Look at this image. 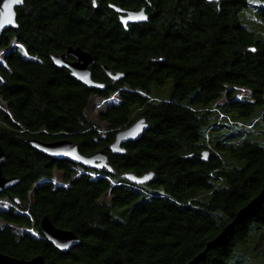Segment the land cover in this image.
<instances>
[{
  "label": "trees",
  "instance_id": "obj_1",
  "mask_svg": "<svg viewBox=\"0 0 264 264\" xmlns=\"http://www.w3.org/2000/svg\"><path fill=\"white\" fill-rule=\"evenodd\" d=\"M110 5L145 7L149 20L126 29ZM17 25L0 36L2 172L19 179L0 194L1 253L48 264H188L260 194L264 0H25ZM69 48L93 56L105 90L54 65ZM171 81L170 98L153 96ZM95 98L104 107L93 119ZM140 118L142 138L113 154L116 134ZM30 140L105 151L109 168L53 159ZM128 173L153 179L135 184ZM45 217L80 244L59 252L41 232ZM201 264H264V209Z\"/></svg>",
  "mask_w": 264,
  "mask_h": 264
},
{
  "label": "water",
  "instance_id": "obj_2",
  "mask_svg": "<svg viewBox=\"0 0 264 264\" xmlns=\"http://www.w3.org/2000/svg\"><path fill=\"white\" fill-rule=\"evenodd\" d=\"M209 2L220 0H207ZM25 0H4L0 8V36L10 29L17 28V9L22 7ZM110 8L119 14L121 24L127 29L129 25L146 23L149 15L145 7L139 9H124L114 5ZM52 61L57 68L67 69L71 76L82 85L94 90H105L106 85L97 82L93 78L92 67L94 64L93 56L81 48H69L64 55L52 56ZM109 76L113 80L124 78L123 74H112L106 68ZM148 128L145 118H140L129 127L120 130L110 144L109 150L113 154H125V145L130 142L140 140ZM29 144L38 152L56 160H68L73 164L81 165L87 169L103 170L109 168L108 155L105 151L96 152L90 156L83 155L78 146L70 140L55 142H42L30 140ZM7 159V155L0 143V194L14 188L18 183V178H6L3 175L2 167ZM204 160H208V154L204 153ZM125 178L135 184H145L153 179V173L141 177L128 173ZM264 209V187L260 194L252 199L245 207L239 210L235 218L225 226L223 231L213 240L207 243L203 252L193 258L188 264L203 263L209 252L219 247H227L235 236L239 226L254 218ZM43 236L59 252L69 253L80 244V238L72 231L57 228L49 218L45 217L40 223ZM0 264H48L43 256H37L30 260L19 259L0 252Z\"/></svg>",
  "mask_w": 264,
  "mask_h": 264
},
{
  "label": "rangeland",
  "instance_id": "obj_3",
  "mask_svg": "<svg viewBox=\"0 0 264 264\" xmlns=\"http://www.w3.org/2000/svg\"><path fill=\"white\" fill-rule=\"evenodd\" d=\"M172 89H173V85H172V81H171L164 87H161V88L160 87H155L153 89V96L163 97V98H170L171 94H172ZM103 101H104V99H98V98L93 99V103H95V106H91L89 111H88V114L93 119H96L97 113L104 107L103 106L101 108V105H103ZM54 182H55L56 185H63V182L61 181L60 173L56 174V178L54 179ZM25 231H27V230H25V229H21L20 230V232H22V233L25 232ZM29 232H31L32 234L37 236V234L34 231L30 230Z\"/></svg>",
  "mask_w": 264,
  "mask_h": 264
},
{
  "label": "snow or ice",
  "instance_id": "obj_4",
  "mask_svg": "<svg viewBox=\"0 0 264 264\" xmlns=\"http://www.w3.org/2000/svg\"><path fill=\"white\" fill-rule=\"evenodd\" d=\"M18 2H22V0H18Z\"/></svg>",
  "mask_w": 264,
  "mask_h": 264
}]
</instances>
